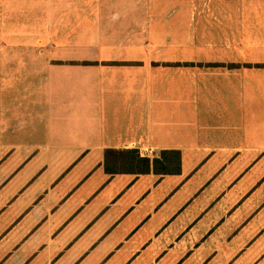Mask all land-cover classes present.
I'll use <instances>...</instances> for the list:
<instances>
[{
	"label": "crops",
	"instance_id": "1",
	"mask_svg": "<svg viewBox=\"0 0 264 264\" xmlns=\"http://www.w3.org/2000/svg\"><path fill=\"white\" fill-rule=\"evenodd\" d=\"M0 264H264V0H0Z\"/></svg>",
	"mask_w": 264,
	"mask_h": 264
},
{
	"label": "trees",
	"instance_id": "2",
	"mask_svg": "<svg viewBox=\"0 0 264 264\" xmlns=\"http://www.w3.org/2000/svg\"><path fill=\"white\" fill-rule=\"evenodd\" d=\"M161 157L163 159L161 160L154 159L152 161V165L154 168H156V166L165 168L168 162L178 161V156L175 152L163 151L161 152ZM106 158L118 160V161L121 160L124 162V164L131 166H133L135 162L136 167H140V169H143V171H145V169L147 170L150 165V161L148 159L137 158V155L133 151H119V152L109 151L105 153V159Z\"/></svg>",
	"mask_w": 264,
	"mask_h": 264
},
{
	"label": "rangeland",
	"instance_id": "3",
	"mask_svg": "<svg viewBox=\"0 0 264 264\" xmlns=\"http://www.w3.org/2000/svg\"><path fill=\"white\" fill-rule=\"evenodd\" d=\"M47 33H34V36H33V38H39L41 41L42 40H44V39H46V37H48L47 35H46ZM66 36H69V35H74V36H77L79 33H64ZM83 34V33H82ZM30 83H31V81H30ZM29 118L30 119H32V115L30 114V116H29ZM33 120H34V123H32L33 125L35 124V123H37V118L36 117H34L33 118Z\"/></svg>",
	"mask_w": 264,
	"mask_h": 264
}]
</instances>
